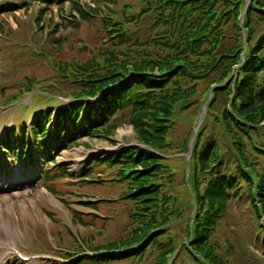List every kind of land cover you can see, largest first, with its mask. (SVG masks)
I'll list each match as a JSON object with an SVG mask.
<instances>
[{
    "label": "rangeland",
    "instance_id": "rangeland-1",
    "mask_svg": "<svg viewBox=\"0 0 264 264\" xmlns=\"http://www.w3.org/2000/svg\"><path fill=\"white\" fill-rule=\"evenodd\" d=\"M143 1L74 0L80 10L86 12L81 19L77 16V7L70 1L45 5L41 0H0V138L3 140L15 131L22 134L23 125L28 131L30 120L40 108L52 107L53 112L60 106L65 107L72 98L71 94L78 91L73 79L64 77L66 75L77 78L101 76L115 66H130L134 61L144 60V54L152 56L150 61L159 60L161 57L155 58L158 50H154L160 47L157 43L167 37V29L155 21V16H135L144 11ZM6 4L11 7L2 10ZM247 6L248 0H244L238 16L240 26ZM125 13L138 20L123 24L128 39L112 40L111 34L105 32L103 21L111 18L121 22ZM158 25L162 26L159 28ZM255 27L259 32L260 26ZM216 29L222 36L220 50L235 43L231 22L222 19ZM240 34L242 44L246 45L245 34L242 31ZM81 65L90 68L81 70ZM198 69L202 71L200 67ZM221 71L222 68L210 71L202 78L193 75L194 83L186 82L194 84L197 96L191 97V101L196 105L177 109L174 122L164 136V142L169 145L159 148V152H152L154 157L162 158L164 167L159 174V181L165 184L162 191L175 196L178 203L179 214L172 215L170 223L159 233L163 238L171 235L175 245L184 242L187 222L194 210L186 184L193 175L188 146L202 109L205 110L199 128L208 107L211 114L207 116V133L210 137L217 136L219 148H225L214 115L226 108L228 102L224 98L212 99L214 82ZM230 77L221 80L224 89ZM182 80L177 81L179 86ZM109 123L113 129H104L95 137H83L68 149L55 146L59 140L55 141L50 148L54 152L49 154L46 162L40 157L29 158L27 168L26 159L9 160L6 153H0V264H78L91 257L97 260L80 264H155L158 254L155 249L140 257L123 258L127 254H137L138 246L122 254H88L134 241V236L140 235L141 221L149 218V215H141L144 211L137 209L138 203L121 198L128 191L129 184L114 180L115 168L101 164L89 167L93 159L142 148L134 128L128 123L126 112L118 113ZM185 142L186 149H183ZM30 144L28 137L25 151L33 155ZM47 164L49 179L44 180L40 174ZM61 168L68 170L69 176H63ZM8 172L10 174L6 175ZM195 178L201 191L204 176L197 170ZM263 240L264 237L257 232L253 210L247 200L242 199L228 202L227 212L217 223L210 242L214 243L215 253L228 264H264ZM144 242L145 239L141 244ZM15 252L24 258L17 257ZM81 253L84 255H78ZM177 262L193 264L184 253L179 254Z\"/></svg>",
    "mask_w": 264,
    "mask_h": 264
},
{
    "label": "trees",
    "instance_id": "trees-1",
    "mask_svg": "<svg viewBox=\"0 0 264 264\" xmlns=\"http://www.w3.org/2000/svg\"><path fill=\"white\" fill-rule=\"evenodd\" d=\"M65 1L77 7L78 17H85L86 12L80 10L74 0H41L45 5L63 4ZM153 1L144 0V11L135 16H155L157 23L166 26L168 35L157 43L160 47L154 50H158L155 58L161 57L159 60L150 61L152 56L144 54V60L134 61L130 66H115L101 76H64L73 79L78 90L71 94L72 102L60 107L55 114L51 113V107L38 109L28 131L21 126L22 134L18 135L17 131L11 136L8 134L2 140V146L13 156L14 145L21 142L23 147L30 137L33 150L47 159L46 154L54 150L48 148L46 151L45 147L52 142L59 140L55 142L57 147L68 149L83 137H95L104 129H113L109 122L118 113L126 112L128 123L134 128L142 148L120 151L109 158L93 159L89 167L101 164L115 168L114 180L129 184L128 191L121 198L138 203L137 209L144 211L141 215H149V218L141 221L140 235H135L134 241L105 250L122 254L138 246L137 254L123 256L129 259L155 249L158 252L155 264H181L177 262L180 253H184L193 264H228L215 253L214 243L210 242L217 223L227 212L228 202L247 200L256 218L257 232L264 237V0H248L241 26L238 16L244 0ZM123 16L125 19L121 22L111 18L103 21L105 32L111 34L112 40L128 39L123 24L138 20L129 13ZM222 19L231 22L235 43L220 50L222 36L216 27ZM255 26H260L259 32ZM240 31L246 34L245 46ZM89 68L80 66L85 71ZM221 68L214 82L212 99L224 98L228 102L226 108L214 115L221 128L225 148L221 150L218 137H210L207 133V116L211 114L207 107L206 116L196 133L189 163L193 167V175L189 176L187 184L194 210L187 222L184 242L175 245L171 235L163 238L159 233L170 223L172 215L179 214L178 203L175 196L162 191L165 185L159 181L164 167L162 158L154 157L152 152H159V148L169 145L164 142V136L174 122L177 109L196 105L191 101V97L197 96L193 75L202 78ZM230 75L224 89L221 80ZM179 79H183L180 86L177 83ZM188 81L193 83L187 84ZM86 99H97L98 102L86 105ZM183 149H186V142ZM47 170H44L43 178H46ZM197 170L204 176L201 191L195 178ZM63 173L67 174L65 170ZM140 202H143L142 206ZM132 215L138 219L135 212ZM149 240V245L142 249ZM261 253L264 256V240ZM95 260L97 258L83 259L87 262Z\"/></svg>",
    "mask_w": 264,
    "mask_h": 264
},
{
    "label": "water",
    "instance_id": "water-1",
    "mask_svg": "<svg viewBox=\"0 0 264 264\" xmlns=\"http://www.w3.org/2000/svg\"><path fill=\"white\" fill-rule=\"evenodd\" d=\"M203 111H201V113L199 114L198 118H197V121H196V126L200 123V118H201V114H202ZM193 135L195 133V128L193 129L192 131Z\"/></svg>",
    "mask_w": 264,
    "mask_h": 264
}]
</instances>
